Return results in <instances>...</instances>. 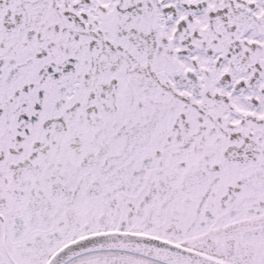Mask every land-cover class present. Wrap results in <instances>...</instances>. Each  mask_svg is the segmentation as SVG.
<instances>
[{"label": "snow or ice", "instance_id": "snow-or-ice-1", "mask_svg": "<svg viewBox=\"0 0 264 264\" xmlns=\"http://www.w3.org/2000/svg\"><path fill=\"white\" fill-rule=\"evenodd\" d=\"M0 264H264V0H0Z\"/></svg>", "mask_w": 264, "mask_h": 264}]
</instances>
